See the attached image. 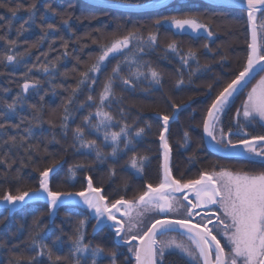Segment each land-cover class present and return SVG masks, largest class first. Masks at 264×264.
<instances>
[{
  "label": "snow or ice",
  "instance_id": "6c2138e0",
  "mask_svg": "<svg viewBox=\"0 0 264 264\" xmlns=\"http://www.w3.org/2000/svg\"><path fill=\"white\" fill-rule=\"evenodd\" d=\"M79 3L80 0H70L63 11L51 4H44L45 12L51 15L41 14L39 17L42 23L37 27L43 35L23 53L8 54L17 46L18 39H9L7 34L0 35V41H4L8 46L5 54L0 56V61H6L7 64L20 63L30 54L31 48L38 47L45 40L50 31H58L54 17H61L63 26L71 31L69 21ZM164 5L165 0H154L151 6L164 7ZM5 6H8L12 17H16L21 9L27 13V19L16 30L17 38L29 31L25 25L36 23L37 0H31L27 5L17 3L15 7L5 5L3 0H0V7ZM120 6L140 7L141 5ZM226 6L246 14L250 39L247 42L242 69L224 83L211 98L202 117V129L204 136L210 138L208 146L214 151L239 157L245 163L258 165L261 170L258 172L245 169L232 170L221 166L217 171L201 170L195 178L185 179L183 175L176 177L171 167L172 148L168 133L171 122L186 105L173 100L170 111L157 113L161 124L158 139L163 150L161 176L157 184L145 183L142 190L127 198V185L122 190L123 194H120L121 190H114L109 194L103 185L98 186L94 182L93 176L85 175L86 183L81 190L55 191L51 186V179L61 161L54 159L47 167L38 170V187L23 191L17 189L16 194L5 191L0 196V204L9 214L29 202L43 200L47 204V216L50 222L57 215L58 210L66 205L69 208L65 214V222L71 223L74 216L80 217L74 224L73 232L68 236V253L59 255L57 251L63 248L65 241L61 235H56L53 239V247H50L45 242L50 233L44 231L40 217L36 216L29 237V249L32 254L19 253L16 251L18 245H12L8 249L11 253L8 264H44L45 258L48 264H103L105 259L108 260V264H118L120 253L116 250H106L103 244L92 246L90 242H86L89 235L87 225L91 221H95L92 224L93 235L107 231L117 248L127 247L129 255L125 256L126 264H165L167 255L178 256L183 264H264V134L251 135L249 132V128L257 124L264 128V75H260L264 73V0H228ZM95 7L86 6V8ZM168 7L173 8L176 14L161 15L155 19L153 21L155 31H150L146 37L141 33L140 28L134 27L127 31L126 35L119 34L118 29L116 33L93 38V44L99 49L94 61L83 71H79L76 67L71 70L78 72L79 79L75 86L70 87L69 94L61 106L62 111L57 116L58 126L66 138L69 121L73 115L71 106L75 103L77 94L82 91V86H86L89 90L86 100L95 105V113L89 111L83 116L82 124L72 129L71 147L76 152L87 150L84 155L94 153L93 163L103 164L109 157L115 162L119 153L131 152L132 155L127 162L128 167L134 170V175L143 176L149 157L136 152L137 138L142 139L146 135V129H151L152 126L147 124L130 132L131 125L123 122L124 109L121 108L119 131H110L116 118L105 108H111L113 101L122 100V97L116 96L114 85L118 81L124 90H134L141 81L146 80L150 85L162 86L163 72L149 61L140 59V54L145 53L146 49H155L159 42V30L165 25L181 33L190 31L196 35L204 34L206 41H210L215 35L210 23L212 18L199 11L202 5L198 0H187L186 3L168 5ZM91 18H95L94 14ZM3 19L5 18L0 17V20ZM45 21L51 22L45 23ZM7 28L9 30L12 28L11 19L8 20ZM96 31L101 32L100 29ZM24 43L27 44L28 41L25 40ZM62 46L65 49L62 55L67 57L70 55L67 51L68 42L64 41ZM203 48L212 51L208 42L204 43ZM124 50L128 51L124 54L123 60L112 67L97 101L91 94L93 85L97 83L96 74L106 68V62L113 54L124 53ZM165 51L178 56L182 67L189 68L188 83H191L192 77L200 71L197 52L189 49L182 54L175 40L166 45ZM42 55L47 58V53ZM60 59L61 57L57 56L55 60L34 64L33 67L38 71L49 73L57 69V61ZM226 59V56H221L220 63L222 64ZM190 61H196L197 67L191 68ZM81 63L77 59V64ZM122 64L128 67L125 76H121ZM204 67L209 66L204 65ZM181 71L182 69H177V72ZM21 75L24 78L23 83L20 84L22 93L27 94L30 89H36L38 93L41 81L30 78L27 72ZM63 75L67 76L68 72ZM257 75L259 79H256ZM219 80L220 78L217 77L212 83L207 84L209 96L216 90ZM253 80L255 83H252ZM249 84L251 88H248ZM184 85L185 79L181 75L176 79L175 87L182 89ZM56 87L63 85H54L53 89ZM246 88L248 91L232 117L235 127L229 126L225 131L221 126L222 116ZM4 91L7 92L9 89ZM40 100H44L43 95L40 96ZM2 103L4 108L0 110V166L3 167L0 177L5 182L10 180L19 182L22 179L20 169H16L14 177L9 175L17 163L14 157L23 150L28 163H25L22 157L21 167H27L33 162V153L41 151L40 144H33L30 141L35 138L33 125L39 126L44 122L43 105L29 104L28 107L33 110L31 118H20L19 123H12L17 105L25 103V96L17 94L11 103L6 100ZM91 104L81 102L79 108L90 107ZM52 115H56L55 110ZM48 123L53 124V120H48ZM25 124L27 126L22 128L21 126ZM9 128L15 130V133L9 134ZM86 129L90 130L89 134H103V143H110L111 147L107 155L96 139L86 138ZM233 136L237 138L233 140ZM189 139V132L185 131L180 146L186 148ZM51 142L60 143L55 133L51 136ZM121 143L123 148L120 147ZM43 151L47 153V146ZM193 159L194 157H189L190 162ZM86 168L88 165L85 163L70 165L67 169V179L74 180L77 171ZM115 176L113 163L108 168V178L111 181ZM197 216L200 217L199 220L196 219ZM58 227L60 233H63V227ZM170 233L174 235H169ZM7 243L0 240V249L7 247Z\"/></svg>",
  "mask_w": 264,
  "mask_h": 264
},
{
  "label": "trees",
  "instance_id": "16d2710c",
  "mask_svg": "<svg viewBox=\"0 0 264 264\" xmlns=\"http://www.w3.org/2000/svg\"><path fill=\"white\" fill-rule=\"evenodd\" d=\"M128 2L140 3L145 0H123ZM31 0H3L5 5L15 7L17 3L27 5ZM37 14L36 23L25 25L29 31L24 32L17 38L16 30L25 19L27 13L23 9L19 10L16 17H12L8 6L0 7V17L5 19L0 20V35L7 34L9 39H18V44L12 49L11 53H23L29 45L35 43L43 33L37 25L41 24L39 19L41 14L50 16L44 10V4H51L60 11L67 8L70 0H37ZM187 0H178L170 5L179 3H186ZM202 5L199 11L211 17V28L215 33L210 41H206L205 35L191 34L188 32H177L173 28L165 25L159 30V42L155 49H146L145 53L140 54V59L149 61L154 67H157L163 72L162 86L150 85L148 81H141L134 90H124L123 86L117 81L114 89L117 97H122L120 102L113 101L111 108L106 107V111H110L114 116L113 127L110 131H119L121 126L120 109H124V121L131 125L130 132H134L137 127H145L150 124L151 129H146V135L140 139L137 138L136 152L138 154L147 155L149 160L146 162L144 174L142 177L134 175V170L128 167V160L132 155L131 152L119 153L118 159L113 161L111 157L107 162L93 163L95 154L90 153L84 155L87 150L76 152L72 147V129L77 125L82 124L83 116L87 115L89 111L95 113V105L87 102L86 98L89 90L86 86H82V91L77 94L75 103L71 106L73 115L69 121L68 136L65 138L59 128L58 114L62 111V105L67 98L70 87L75 86L79 79L78 72L71 70L76 67L79 71H83L88 64L94 61L96 53L99 51L98 46L93 44L92 39L103 34L116 33L119 29V34L126 35L127 31L134 27L140 28L141 33L146 37L150 31H155L153 21L161 15H173L176 12L171 7H165L157 11H149L143 13H126L109 8H86L87 3L80 0L79 6L76 8L72 19L69 21L71 31L65 28L61 23V17L57 16L53 19L57 24V32H49L45 40L36 48H31L30 54L26 55L18 64H7L6 61H0V110L4 106L2 101L12 102L17 94L25 96V103L17 105L16 115L12 117V123H19L20 118H31L33 110L28 107L29 104L37 106L43 105L44 122L39 126L33 125V132L35 138L30 142L33 144H40L41 151L33 153V162L27 167H21V158L27 162L24 157L23 150H20L18 156H15L17 163L13 166L10 172V177L16 175V169H20V176L22 179L19 182L10 180L5 182L0 177V196L5 191H11L16 194L17 189L28 190L38 187V170L47 167L52 161L60 160L63 164L54 172L51 179V186L55 191L76 192L81 190L86 183L85 175H91L94 182L99 186L103 185L107 193L111 194L114 190H121L123 194L124 186L127 185V198H131L135 193L142 190L145 183L157 184L160 179V149L158 133L161 127L158 117L155 115L158 112H167L171 110V102L188 103L187 107L182 108L178 112L176 119L170 125V132L168 133L169 143L172 148V170L176 177L184 178L197 176L200 170L216 171L221 166L232 170L245 169L248 171H260L258 165L245 163L240 159H227L218 157L210 153L204 146L201 134L202 117L205 110L210 103V100L216 94V91L224 85L227 81L233 78V75L242 69L244 57L247 52L248 32L246 26L245 13L236 9H226L222 7H215L198 0ZM102 9V10H101ZM94 14L95 18H91ZM87 17V18H85ZM12 20V28H7L8 20ZM51 22V21H45ZM208 23L209 21H204ZM143 26V27H141ZM100 29L98 33L96 30ZM63 39H60V38ZM28 41L27 44L24 41ZM53 40L55 41L53 43ZM175 40L179 45L181 53L187 52L189 49L195 50L198 54L200 71L192 77V82L188 83L189 68L182 67L178 56L165 51L166 45ZM68 42L67 51L70 55L63 56L65 51L63 42ZM205 42L209 43L211 52L203 48ZM51 44V47H50ZM7 45L4 41H0V56L6 52ZM131 47V46H130ZM124 53H116L111 56L106 62L107 66L100 73H97V83L93 85L91 94L98 101V94L103 86L107 76L111 73V69L118 61H122ZM42 53H47L45 58ZM57 56L61 59L57 61V69L49 73L38 71L34 64L47 63L50 60H55ZM221 56H226L227 59L221 64ZM39 57V60L37 58ZM77 59L82 63L77 64ZM191 68L197 67L196 61H190ZM204 65H208L205 68ZM123 71L121 76L128 73L126 64H122ZM29 69L31 71L29 72ZM177 69H182L177 72ZM68 72L65 76L63 73ZM28 73L30 78H36L41 81L39 92L36 89H30L27 94L22 93L20 84L23 83L24 78L22 73ZM10 73H14L11 74ZM185 79V85L182 89L175 87V81L180 76ZM217 77L220 78L216 90L209 96L207 94V84L212 83ZM54 85H63V87H56ZM4 89H9L5 92ZM68 89V91H65ZM246 90V89H245ZM244 90V92H245ZM46 93V94H45ZM243 93L240 94V96ZM44 96V100H40V96ZM239 96V97H240ZM238 97V98H239ZM237 99L235 101L237 102ZM81 102L91 104L90 107L83 109L79 108ZM55 110L56 115H52ZM234 110L227 112L226 119L223 122V127L231 124ZM53 120V124H49L48 120ZM93 123L95 117L93 116ZM27 126L22 125L21 127ZM228 129V128H227ZM226 129V130H227ZM225 130V128H224ZM185 131L189 132L190 139L188 146L182 148L183 134ZM9 134H14L15 130L9 128ZM90 130L86 129V138L96 139L98 144H101L105 155L111 151L110 143H103V134H89ZM55 133L60 143L51 142V136ZM22 134V133H21ZM264 134V128L259 127L258 131H252L251 135ZM5 139L7 137H4ZM47 146V153L43 151ZM123 148V144L120 145ZM189 157H194L190 162ZM76 163H85L88 165L86 169L77 171L74 180L67 179V169L70 165ZM114 163L116 176L111 179L108 178V168ZM0 166V171H2ZM90 168V170H88ZM69 206H63L58 210L57 215L50 222L47 216V204L41 201L31 202L22 208L14 211L9 215L5 208L0 209V240L7 241V247L0 249V264H8L11 258L9 248L12 245H18L17 252L24 255L32 254L29 249L30 234L32 229V222L36 216H39L43 225L44 231L50 233L45 241L50 247H53V239L56 235H61L65 241L63 248L57 251L59 255H66L68 253V236L73 232L75 222L80 218L74 216L72 222H65V214ZM5 217H7L5 219ZM91 221L87 225L88 236L86 242H90L92 246L103 244L107 249H114L119 255L118 264H126L125 256L127 253L126 247L117 248L113 242L111 234L107 231L97 233L92 236ZM63 227V233H60L59 227ZM54 251H56L54 249ZM169 260V261H168ZM166 262L168 264H183V261L176 255H167ZM44 264H48L46 258ZM103 264H108L105 259Z\"/></svg>",
  "mask_w": 264,
  "mask_h": 264
},
{
  "label": "water",
  "instance_id": "95a60500",
  "mask_svg": "<svg viewBox=\"0 0 264 264\" xmlns=\"http://www.w3.org/2000/svg\"><path fill=\"white\" fill-rule=\"evenodd\" d=\"M81 1H83V2H85L87 4H89V5H94V6L100 7V8H109V9H113V10H117V11H121V12H126V13H143V12H149V11H157L159 9H162V8L168 6L169 4L173 3L176 0H165L164 7H152L151 5L154 3V0H147V1H144V2H140V3H133V2H127V1H122V0H81ZM200 1L203 2V3L209 4V5L215 6V7H222V8H226V9H232V8L226 6L227 3H228V0H200ZM123 4H127V5H141V6L140 7H124V6H120V5H123ZM245 17H246V14H245ZM246 23H247V17H246ZM249 39H250V37H249V33H248V40ZM190 102L186 103L185 107H187L190 104ZM155 115L157 116V114H155ZM173 122H174V120L171 122V124ZM202 138H203V142H204V145H205L206 149L209 150L211 153H213V154H215L217 156H220V157H224V158L240 159L239 157H236L234 155H229V154H226V153L221 152V151H214L212 148H210L208 146V142H209L210 138L204 136L203 129H202ZM159 147H160V144H159ZM160 151L162 153L163 150L160 148ZM237 151H239V149H237ZM162 160H163V157L160 154V165L162 163ZM62 164H63V161L61 162L59 167ZM160 171H161V169H160ZM38 201L46 203L43 200H38ZM32 202H36V201H32ZM29 203H31V202H29ZM1 208H4L2 204H0V209ZM18 209H20V208H18ZM12 213L11 214L8 213V214L12 215ZM54 218H52V221H53Z\"/></svg>",
  "mask_w": 264,
  "mask_h": 264
},
{
  "label": "rangeland",
  "instance_id": "374dc122",
  "mask_svg": "<svg viewBox=\"0 0 264 264\" xmlns=\"http://www.w3.org/2000/svg\"><path fill=\"white\" fill-rule=\"evenodd\" d=\"M173 30L178 32V30H176V29H174V28H173ZM180 33H181V32H180ZM188 33H190V31H189ZM191 34H192V33H191ZM245 57H246V55H245ZM245 57H244V58H245ZM260 75H264V73H261ZM256 79H259V75L256 77ZM252 83H255V80H253ZM248 88H251V84H249ZM248 88H246L245 92H244V93L238 98L237 102L234 100L233 104L231 105L230 109H229L227 112H229L231 109H233V110H234L233 116H234V114H235V112H236V108L239 107V106L241 105V101L244 99V95H245L246 92L248 91ZM226 116H227V113H226L225 115L222 116V125H221L222 127H223V122H224V120L226 119ZM230 126H231V127H235L233 121H231ZM259 127H260V126H259L258 124L255 125V126H251V127L249 128V132H250V134H251L252 131H258V128H259ZM224 128H225V131H227L226 129L228 128V126L225 125ZM236 138H237V137L234 136V140H235ZM159 153H160V152H159ZM213 171H214V170H213ZM211 172H212V171H211ZM152 215H155V214H152ZM169 235H174V234L170 233Z\"/></svg>",
  "mask_w": 264,
  "mask_h": 264
},
{
  "label": "flooded vegetation",
  "instance_id": "af4514ba",
  "mask_svg": "<svg viewBox=\"0 0 264 264\" xmlns=\"http://www.w3.org/2000/svg\"><path fill=\"white\" fill-rule=\"evenodd\" d=\"M233 140H234V136H233ZM171 167H172V162H171ZM218 170H219V169H218ZM200 171H201V170H200ZM216 171H217V170H216ZM209 172H211V171H209ZM195 177H196V176L193 175V176L188 177V178H195ZM178 178H179V177H178ZM188 178H185V179H188ZM154 185H155V184H154ZM185 203H186V202H185ZM199 218H200L199 216L196 217L197 220H199ZM172 234H174V233H172ZM168 261H169V260H168ZM165 264H168V263L165 261Z\"/></svg>",
  "mask_w": 264,
  "mask_h": 264
}]
</instances>
